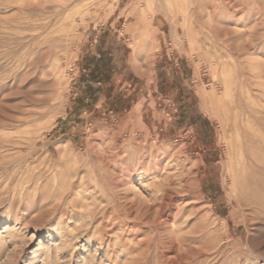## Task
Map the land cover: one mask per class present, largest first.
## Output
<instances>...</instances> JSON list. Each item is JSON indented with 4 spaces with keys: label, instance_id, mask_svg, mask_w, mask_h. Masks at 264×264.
Here are the masks:
<instances>
[{
    "label": "rangeland",
    "instance_id": "rangeland-1",
    "mask_svg": "<svg viewBox=\"0 0 264 264\" xmlns=\"http://www.w3.org/2000/svg\"><path fill=\"white\" fill-rule=\"evenodd\" d=\"M0 264H264V0H0Z\"/></svg>",
    "mask_w": 264,
    "mask_h": 264
},
{
    "label": "bare ground",
    "instance_id": "bare-ground-1",
    "mask_svg": "<svg viewBox=\"0 0 264 264\" xmlns=\"http://www.w3.org/2000/svg\"><path fill=\"white\" fill-rule=\"evenodd\" d=\"M12 100V99H11ZM12 102V101H11ZM23 113V112H22ZM260 114V113H259ZM255 116V115H254ZM244 161H246V157L244 156V158H242L241 160H240V162H238V166H240V164L241 163H243L244 164ZM244 172H245V169L243 170V172H240V171H236V172H234V176H238L239 175V178L240 179H242L243 178V174H244ZM235 179V178H234ZM131 217H132V214L130 213V212H127V218L128 219H131ZM128 221V220H127ZM136 223H138V222H136ZM135 223V224H136ZM124 226V225H123ZM115 227V226H114ZM136 227L139 229V226L138 225H136ZM125 228V227H124ZM132 235V234H131ZM138 235H140V232H134V234L132 235V238L133 239H135V238H137L138 237ZM144 244V241L142 242H139V245L141 246V245H143Z\"/></svg>",
    "mask_w": 264,
    "mask_h": 264
}]
</instances>
